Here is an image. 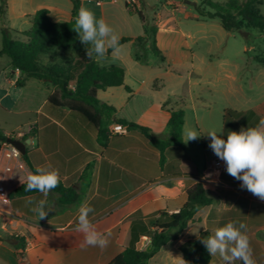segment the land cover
<instances>
[{"label":"crops","instance_id":"obj_1","mask_svg":"<svg viewBox=\"0 0 264 264\" xmlns=\"http://www.w3.org/2000/svg\"><path fill=\"white\" fill-rule=\"evenodd\" d=\"M41 9L49 11L48 17L53 22H69L72 19L73 2L6 0L4 13H0V27L11 29L13 39L25 40L22 33L32 28L33 16ZM102 18L108 23L109 20L104 15ZM0 34L1 49L3 36L1 32ZM118 35L120 38L130 37ZM133 50V42L125 43L121 45L118 55L114 57L111 53L106 57L107 60L113 59L117 62H98L103 67H122L125 77L127 70L124 64L130 66L131 59L141 66L149 67L150 60L147 64L136 61ZM254 62L262 68L261 74L264 76V63L258 60ZM138 68L141 71L143 69ZM160 68L164 69L165 63ZM158 75L157 73L152 77ZM18 80L23 81L22 86L17 84ZM145 83V79L139 81L138 90H132L131 93L124 87H114L99 91L97 96L99 99L101 92L111 99L118 88H123L132 95L120 106L106 100L107 105L116 109L114 116L106 119L110 123L109 131L115 125L110 121L117 117L148 127L162 138L166 136V126L171 116L169 110L179 107L178 99L181 100L185 110L183 142L186 140L185 130H195L200 137L184 142V149L176 145L167 147L162 163L161 152L138 131L111 135L107 146L103 147L95 128L75 112L54 107L49 103V98L58 93L52 83L26 77L19 70L13 69L10 58L0 56V108L19 116L31 115L35 119L25 123V130L17 126L19 131L11 130L3 134L16 133L15 139L19 140L24 137V141H21L26 143L33 167L50 166L57 169L60 180L67 187H79L81 175L90 167L91 184L86 198L80 204L86 202L94 209L88 218L109 240L104 249L81 247L83 234L75 231L80 204L60 209L58 195L52 192L47 196L39 193L28 197H15L11 198L6 207L8 217L0 221V264H108L130 243L132 221L129 218L132 214L140 211L143 219L148 222L149 218L163 212L178 213L186 202L187 190L197 183L206 186L207 195L214 200L213 204L199 210V222L189 224L177 243L160 250L146 264H185L180 251V246L185 241L198 238L203 231H209L212 235L216 228L228 222H242L247 225L255 264H264V200L238 186L236 179L227 174L224 162V169L215 171L212 161L221 159L209 147L211 138L207 135L212 130L219 133L223 129V138L226 139L229 131L256 126L264 117V97L257 104H249L247 93H241L239 100L226 108L230 112L224 110L219 118L214 117L206 103H203L205 98L190 85L184 94L165 93L159 102L161 111L155 109L151 112V103L144 109L145 113L144 110L139 112L142 116L135 114L134 117H126L123 110L132 107L134 95L137 92L140 94ZM256 83L264 86V79L257 80ZM228 86L227 91H232V85ZM213 88H216V84ZM13 91H16V95L19 92L20 99L18 96L16 99L12 98ZM209 91L211 92L210 88ZM152 93L162 94L163 91L155 85ZM152 93L149 98L155 97ZM25 94L28 99L23 100ZM29 100L40 104L33 106L29 104ZM166 102L168 106L163 108ZM119 113L123 116H118ZM200 141L206 142L204 149L201 148ZM6 148L4 144L0 149V182L11 192L27 181L32 170L22 155L16 159L5 158ZM6 166L10 167V171H5ZM41 199L47 201L50 211L46 218L38 220L31 209ZM29 200L33 203H28ZM16 238L24 240L22 255L16 246ZM150 244L151 240L147 236L136 242L140 250L147 249ZM211 264H222L221 258L218 255L212 256ZM235 264L243 262L236 261Z\"/></svg>","mask_w":264,"mask_h":264},{"label":"trees","instance_id":"obj_2","mask_svg":"<svg viewBox=\"0 0 264 264\" xmlns=\"http://www.w3.org/2000/svg\"><path fill=\"white\" fill-rule=\"evenodd\" d=\"M0 13H4L6 0H0ZM72 19L69 22H53L49 19L47 9L38 10L33 18V26L29 31L23 32L25 40L13 39L11 29L0 27L3 36L0 56L10 58L13 69H17L26 77L35 78L52 83L58 90L56 95L49 98V103L58 108H67L75 112L84 121L96 129L98 138L103 147L107 146L111 131L108 129L109 122H106L107 112L115 113L116 109L98 99V92L108 88L124 87L129 93L132 89L125 83V70L120 66L103 67L97 60L89 59L86 55L85 46L80 42L78 34L73 30L76 17L82 7L81 0H72ZM231 5L223 6L219 3L209 1V6L214 12L205 11L196 7L198 13L203 17L220 18L223 28L228 32H242L244 24L248 27L257 28L264 32V14L260 7L263 0H245L242 4L236 0L231 1ZM126 7L133 14L128 2ZM232 9L237 12L233 13ZM145 28V35L136 38L121 37L120 46L134 43L133 57L136 61L147 64L149 62L146 54L150 49L160 60L165 63V57L159 49L156 40L157 29L150 20L143 14L142 10L136 11ZM238 18H241L238 20ZM112 53L109 49L108 54ZM45 57L55 62L44 63ZM264 63V60H260ZM19 86L23 81H17ZM68 101L65 104L63 101ZM180 106L170 109V119L166 126V136L164 138L156 135L150 128L137 123L129 122L123 118L114 117L110 122L121 124L127 127L128 131H138L155 148L161 152V163L164 161V151L171 145H176L184 149L183 127L185 123V110L183 103L178 99ZM168 106V102L163 108ZM228 113L230 111H227ZM9 138H14V134L5 135L0 132V149L8 142ZM25 138L21 140L24 141ZM26 164L35 171L28 152L22 156ZM91 168H87L80 177L79 187H67L60 180L59 185L50 192L58 195V205L60 209H66L71 205L80 204L87 194L91 184ZM27 181L19 185L10 192V198L28 197L39 194L38 191L25 192L24 186ZM241 181L236 180V184L241 186ZM214 200L207 195V188L203 183H197L186 192V202L178 213H161L159 216H152L148 222L142 217L140 211L130 216L132 221L129 233L130 243L125 250L108 264H146L160 250L174 245L179 240L181 234L191 223H198L197 216L203 207L212 205ZM211 235L209 231L201 232L196 239H189L180 246L183 260L186 264H211V256L201 240ZM143 236L151 240L153 249L147 252L140 250L136 246ZM17 239V248L23 254L25 243L20 238Z\"/></svg>","mask_w":264,"mask_h":264},{"label":"rangeland","instance_id":"obj_3","mask_svg":"<svg viewBox=\"0 0 264 264\" xmlns=\"http://www.w3.org/2000/svg\"><path fill=\"white\" fill-rule=\"evenodd\" d=\"M81 1L82 5L84 2V7L92 10L98 19L104 15L116 34L136 38L146 33L140 16L136 12L138 10H142L157 29V45L165 57V68H160L162 63L150 49L146 51L150 60L149 67L141 66L133 59H131L130 66L124 64L127 70L125 83L132 90L137 91L139 81L146 80L140 94L137 92L134 95L132 107L129 106L123 110L126 117L131 118L135 114L142 116L140 113L151 103V112L155 109L161 111L159 102L165 93L184 94L190 85L205 98L206 101L203 103H206L207 109L212 111L214 117L219 118L224 110L227 111V107L233 106L239 100L241 93H247L250 99L249 104H257L264 97V86L256 83L257 80L264 79L261 74L262 68L254 62V60H264V32L248 27L246 24L242 30L248 36L238 31L228 32L223 28L220 18L203 17L196 9L200 7L205 11L214 12L215 10L209 6V1L229 6L233 0H188L189 2L185 0H135V3L130 6L134 11L133 14L126 7L127 0ZM236 1L242 4L245 0ZM260 11L264 14V0ZM232 12L237 11L232 9ZM43 61L45 64L55 62L48 57H45ZM100 62L104 64L117 61L105 58ZM138 67H143L142 71ZM157 73L159 75L153 78L152 76ZM156 79H158L157 82ZM214 84L216 88H213ZM229 84L233 88L230 92L227 91ZM155 85L161 88L162 94L152 93ZM150 92L155 97L149 98ZM15 93L16 91L12 92V98L16 99L18 96L20 99L19 92L17 95ZM114 93V97L108 99L100 92L99 99L106 104H108L106 100H111L110 102L120 106L132 96L123 88H118ZM23 97V100L28 99L27 94ZM63 103L69 102L64 100ZM29 104L36 106L40 103L29 100ZM143 112L145 113V110ZM106 114L105 119L108 116H114L112 112ZM123 114L119 113L118 116L122 117ZM32 120L35 119L31 115L19 116L0 108L1 133L11 130L17 132L20 130L16 129L17 126L25 130L27 128L25 123ZM11 134L17 138L16 133ZM205 145L206 142L200 141L201 148L204 149Z\"/></svg>","mask_w":264,"mask_h":264},{"label":"clouds","instance_id":"obj_4","mask_svg":"<svg viewBox=\"0 0 264 264\" xmlns=\"http://www.w3.org/2000/svg\"><path fill=\"white\" fill-rule=\"evenodd\" d=\"M73 30L85 46L89 59L103 60L108 56L109 49H112L114 57L121 51L119 35L102 17L98 19L88 8H80ZM184 135L185 143L200 137L195 130L190 129L185 130ZM207 135L211 138L209 147L225 163L227 174L241 181L242 188L264 200V117L254 127L229 131L226 139L223 138V129L219 133L212 130ZM59 183L60 175L57 169L37 166L35 171L27 176L24 191H38L47 196ZM28 203L33 202L29 200ZM31 210L37 215L38 220L46 218L50 211L44 199L38 201ZM93 211L94 209L86 202L80 204L75 231L83 234L82 248L104 249L108 246L109 240L89 220V213ZM201 242L211 257L218 255L221 258L222 264H235L236 261L255 264L247 235V225L242 222H228L216 228L212 235L204 237Z\"/></svg>","mask_w":264,"mask_h":264},{"label":"built area","instance_id":"obj_5","mask_svg":"<svg viewBox=\"0 0 264 264\" xmlns=\"http://www.w3.org/2000/svg\"><path fill=\"white\" fill-rule=\"evenodd\" d=\"M128 4L131 6L133 3H135V0H127ZM128 133L127 127L123 126L121 124H115L111 129L112 135H125ZM7 148L4 150V156L7 159H16L21 156V153L18 149L13 147L8 142L5 143ZM212 166L215 169V171H222L224 169L223 161L221 160H213ZM5 171H10V167L6 166ZM11 198H10V190L9 188L4 185L2 182H0V221L1 219H6L8 217L9 213H7L6 207L10 204Z\"/></svg>","mask_w":264,"mask_h":264},{"label":"water","instance_id":"obj_6","mask_svg":"<svg viewBox=\"0 0 264 264\" xmlns=\"http://www.w3.org/2000/svg\"><path fill=\"white\" fill-rule=\"evenodd\" d=\"M185 2H189V1L185 0ZM8 143L11 144L16 149H18L22 156L27 153L25 142H23L19 139H15V138H9ZM152 249H153V246L150 244L146 250H147V252H150Z\"/></svg>","mask_w":264,"mask_h":264}]
</instances>
